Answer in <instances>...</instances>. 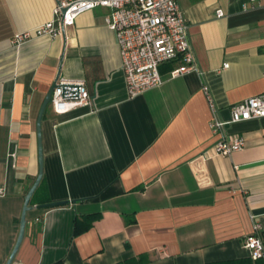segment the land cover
Here are the masks:
<instances>
[{
	"label": "crops",
	"instance_id": "1",
	"mask_svg": "<svg viewBox=\"0 0 264 264\" xmlns=\"http://www.w3.org/2000/svg\"><path fill=\"white\" fill-rule=\"evenodd\" d=\"M56 3L0 0V264L39 175L37 123L60 70L84 80L93 103L45 111L43 177L13 264H264L245 248L255 221L264 240V118L227 126L225 137L246 141L227 157L211 152L224 136L210 128L264 94L263 5L178 0L198 70L173 78L182 60L166 63L164 84L131 98L105 8L80 15L66 40L13 47L15 34L55 20ZM53 202L67 203L37 209ZM93 215L77 233V219Z\"/></svg>",
	"mask_w": 264,
	"mask_h": 264
},
{
	"label": "built area",
	"instance_id": "2",
	"mask_svg": "<svg viewBox=\"0 0 264 264\" xmlns=\"http://www.w3.org/2000/svg\"><path fill=\"white\" fill-rule=\"evenodd\" d=\"M55 20L33 30L19 32L12 38V45L19 49L24 44L42 37H55L64 28L75 25L77 18L96 8L109 10L106 17L108 29L113 33L119 48L128 94L138 97L148 90L164 84L161 66L181 59L183 65L175 69L171 76L179 77L198 70L192 51L189 26L179 6L178 0H56ZM263 5L264 0H249ZM65 11V12H64ZM223 13L218 12L222 17ZM229 65L225 64V68ZM50 106L54 114L63 116L80 108H91L93 98L84 80H57ZM211 107L214 104L209 98ZM264 118V94L254 96L235 104L231 108V121L214 120L210 128L222 133L223 138L215 144L211 152L216 156H231L243 150L245 138L225 137L228 125ZM16 154H10L13 160ZM5 191L0 190V195ZM261 225L255 221L253 232L245 240L251 259L256 262L264 258V240Z\"/></svg>",
	"mask_w": 264,
	"mask_h": 264
},
{
	"label": "water",
	"instance_id": "3",
	"mask_svg": "<svg viewBox=\"0 0 264 264\" xmlns=\"http://www.w3.org/2000/svg\"><path fill=\"white\" fill-rule=\"evenodd\" d=\"M61 32H62L63 39L66 40L65 28H64L63 24H61ZM60 75H61V70L59 71L58 76H57V78H56V80H55V82L51 88V91L49 92L48 96L46 97V99L42 105L40 114H39L38 123H37V132H38V139H39V175H38L35 183L31 187V189L29 190L28 194L25 197V203H24V207H23L21 220H20V231H19L18 239H17L16 245H15V247H14V249H13V251H12V253H11L6 264H13V262L17 256V253H18V251H19V249L23 243V240L25 238L26 225H27V213L33 209V207L30 206V202H31V199H32L33 195L35 194L36 190L38 189V187L41 183L42 177H43V147H42L41 126H42V120H43L45 111H46L48 105L50 104L52 94H53L54 90L58 87L57 80L59 79ZM66 203L67 202H53V203H49V204H42V205L37 206V209L43 210V209H51V208L61 207V206H64Z\"/></svg>",
	"mask_w": 264,
	"mask_h": 264
},
{
	"label": "trees",
	"instance_id": "4",
	"mask_svg": "<svg viewBox=\"0 0 264 264\" xmlns=\"http://www.w3.org/2000/svg\"><path fill=\"white\" fill-rule=\"evenodd\" d=\"M97 218H98L97 215H93V216H87V217L82 218V219H77V221H76V232L81 233V232L85 231L93 223V221ZM127 222L129 223L130 220H127ZM227 264H247V262H229Z\"/></svg>",
	"mask_w": 264,
	"mask_h": 264
}]
</instances>
